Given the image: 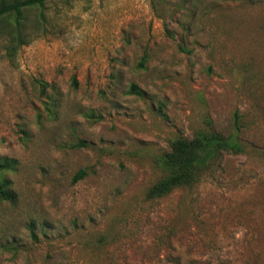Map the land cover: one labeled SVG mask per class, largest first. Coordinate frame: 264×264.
<instances>
[{
    "label": "rangeland",
    "instance_id": "374dc122",
    "mask_svg": "<svg viewBox=\"0 0 264 264\" xmlns=\"http://www.w3.org/2000/svg\"><path fill=\"white\" fill-rule=\"evenodd\" d=\"M25 17L17 44L0 22L18 194L0 264H264V0H47ZM202 129L244 150L149 199L158 157Z\"/></svg>",
    "mask_w": 264,
    "mask_h": 264
},
{
    "label": "trees",
    "instance_id": "16d2710c",
    "mask_svg": "<svg viewBox=\"0 0 264 264\" xmlns=\"http://www.w3.org/2000/svg\"><path fill=\"white\" fill-rule=\"evenodd\" d=\"M47 0H0V22L11 18L15 26L10 29L9 36L14 44L24 41L22 33L23 21L26 18V9L34 6H44ZM144 60L140 66H144ZM74 84L77 80L74 79ZM130 93L143 95V91L137 84H132ZM91 116H95L92 113ZM237 129H239V114L236 115ZM83 144V142H80ZM244 150L243 144L236 136H226L215 130L202 129L196 132L192 138L179 136L171 142L169 151L162 153L158 159V165L165 175L157 183L152 185L147 192L149 199L165 197L178 188L195 186L206 171H215L221 165L223 155L226 153H239ZM17 160L14 158L0 159V203L9 202L16 204L17 192L11 188L7 173L15 170ZM86 171L77 172L74 180L83 178Z\"/></svg>",
    "mask_w": 264,
    "mask_h": 264
}]
</instances>
